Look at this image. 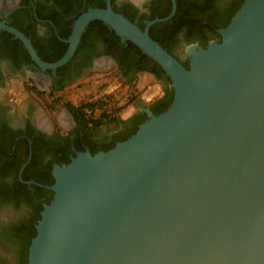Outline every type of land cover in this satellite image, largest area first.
Returning a JSON list of instances; mask_svg holds the SVG:
<instances>
[{
    "label": "water",
    "instance_id": "1",
    "mask_svg": "<svg viewBox=\"0 0 264 264\" xmlns=\"http://www.w3.org/2000/svg\"><path fill=\"white\" fill-rule=\"evenodd\" d=\"M176 7L141 28L107 0L77 18L55 62L0 21L38 65L57 69L101 20L159 63L174 88L171 105L147 109L127 139L56 165L28 264H264V0H245L220 41L189 45V67L150 34ZM52 212L59 231L48 233Z\"/></svg>",
    "mask_w": 264,
    "mask_h": 264
},
{
    "label": "flooded vegetation",
    "instance_id": "2",
    "mask_svg": "<svg viewBox=\"0 0 264 264\" xmlns=\"http://www.w3.org/2000/svg\"><path fill=\"white\" fill-rule=\"evenodd\" d=\"M207 1L218 7V12L212 11L215 18L219 19L222 16L220 10L233 0H194L200 4ZM111 5L116 12L130 15L133 22L139 26L144 24V27L148 21L167 18L173 11V0H111ZM176 5V11L170 18L157 21L151 27L158 25L156 31L161 34L170 32L166 24L161 23H166L175 16L178 0ZM106 6L107 0H0V21L8 20L11 25L19 24L32 34L29 38L42 53L54 56L59 51L55 38L69 47L68 40L77 18L90 8ZM222 28L224 27L215 28L218 35L209 40L207 45L212 40L222 39ZM68 30L70 34L67 38L61 36V32ZM2 31L4 30H0ZM188 32V29L183 27L175 34L173 53L182 62L187 61L189 66L187 47L192 44L206 46L199 41H189ZM114 34L119 39L114 37ZM11 39L15 42L19 40L14 36ZM120 43L124 45L121 46ZM22 45L24 46L23 42ZM127 47V41L107 24L94 20L85 28L74 56L57 69L41 67L28 51L30 60L23 56L12 59L0 54V179L5 180V187L14 189L23 184L32 193H36V197L49 190L53 198L54 192L49 186L54 183L50 184L48 179L43 182L41 179L51 175L55 182L56 165L66 164L65 162L72 160L78 152L92 153V150L99 146L109 145L119 134L125 135L140 126L139 122L144 114L149 117L147 109L154 113L153 107L160 105L159 101L167 97V85L163 78L152 72L151 68L155 64L128 54ZM180 48H184L185 57L177 52ZM122 62L124 66L120 64ZM114 71L125 83L137 78L141 73L150 74L164 85V89L157 98L140 103L133 113L121 117L123 122L104 125L90 132L76 120L70 105H65L64 109L51 116L49 104L41 101L42 95H52L79 79L89 78L96 73L112 74ZM14 79L22 81L23 90L27 93L25 100L20 103L11 96ZM115 141L117 144L120 139ZM99 151L102 149L97 152ZM26 174L29 177H26ZM45 203L42 202L43 208ZM27 212L28 207L25 204L19 207L13 202L0 203V232L4 226ZM0 244L10 245L2 237ZM13 258L0 253V264H7L5 261L12 264Z\"/></svg>",
    "mask_w": 264,
    "mask_h": 264
},
{
    "label": "trees",
    "instance_id": "3",
    "mask_svg": "<svg viewBox=\"0 0 264 264\" xmlns=\"http://www.w3.org/2000/svg\"><path fill=\"white\" fill-rule=\"evenodd\" d=\"M244 1L245 0H233L226 3L225 7L220 10V14L222 15L221 18L216 19L212 10L218 12V7L214 4H209V1L200 4V2L196 3L194 0H178V9L175 16L166 23H161L164 25L166 24V26L170 29V32L162 34L158 33L156 31L158 25H153L150 29V34L172 54H174L173 48L175 34L183 27H186L189 31V41H199L202 45L207 46L208 41L218 35L215 28L226 27ZM126 15L132 20L130 15ZM12 25L23 31L28 37L32 36L29 31L23 29L19 24L13 23ZM140 27L144 28V24H140ZM69 34L70 30L61 32V36L64 38H67ZM12 37L13 35L6 31L0 32V54L10 56L12 59H18L19 56H23L30 60V55L22 45V42L20 40H18V42L12 41ZM114 37L119 39V37L115 34ZM55 40L58 42L59 51L54 56H48L42 53V51L39 50L33 42L43 60L48 62L56 61L60 59L66 52L68 44L63 43L57 38H55ZM127 43L128 47L126 50L128 51V54L138 57L141 61L146 60L155 64V66L151 68L152 72H155L157 76L163 78L165 84L167 85V97L159 101L160 105H155L153 107L154 113L158 115L164 112L171 105L174 99V88L171 86V78L161 67V65L148 55L144 54L140 47H138L132 41H127ZM120 44L121 46L124 45L122 43ZM120 64L124 66V62ZM183 64L186 67H189L187 61L183 62ZM68 105H70L71 110L74 112L76 120L79 121L89 132L92 129L98 130L104 125H109L114 122L120 123L124 121L119 115L112 117V115L107 113L106 110L102 111V113H100L98 116H94V111L98 109H96V105L93 102L85 103L80 106L69 103ZM148 118L149 117L144 114L142 120H140L139 123L142 124ZM138 128L139 126H136V128L125 135L119 134L115 137V139L112 140V143L103 147L99 146L98 148L93 149L92 153H96L100 148L102 150H109L113 148L116 145L115 140L120 139V141H123L127 139L133 135L138 130ZM70 161L71 160L68 159L65 163L67 164ZM26 177H29V175L26 174ZM47 179L50 184L54 183V179L51 177V175L45 179H41V181L44 182ZM4 181L5 180L0 179V203L13 202L19 207L21 204H25L28 207V212L26 215H21L17 220L9 223L7 226H4L0 232V237L5 239L15 252V256L13 258L14 262L12 264H28L29 247L33 237H35L37 233L36 224L40 219L41 211L43 210L42 202L49 203L52 199V194L51 191L45 190L41 196L36 197L37 194L32 193L25 185L22 184L21 187L18 186L14 189L10 187L7 188L5 187ZM4 263L11 264L7 261Z\"/></svg>",
    "mask_w": 264,
    "mask_h": 264
},
{
    "label": "rangeland",
    "instance_id": "4",
    "mask_svg": "<svg viewBox=\"0 0 264 264\" xmlns=\"http://www.w3.org/2000/svg\"><path fill=\"white\" fill-rule=\"evenodd\" d=\"M177 52L183 57L186 56L184 48L178 49ZM116 74V71L112 74L96 73L89 78L79 79L52 95H42L41 101L49 104L51 116L64 109L68 103L80 106L93 102L98 109L94 111V116H98L106 110L112 117L116 115L127 117L137 109L140 103L152 101L161 95L164 89V85L160 81L147 73H141L137 78L127 83L123 82ZM12 84L11 96L20 103L27 96L23 90L22 81L14 79ZM0 253L8 257L15 256L10 245L0 244Z\"/></svg>",
    "mask_w": 264,
    "mask_h": 264
},
{
    "label": "bare ground",
    "instance_id": "5",
    "mask_svg": "<svg viewBox=\"0 0 264 264\" xmlns=\"http://www.w3.org/2000/svg\"><path fill=\"white\" fill-rule=\"evenodd\" d=\"M71 205L67 206L64 210H62V213L58 214L61 218H62V222L65 221L66 219V216L68 214V211H69V208H70ZM58 215H57V212H52L49 216V220H48V224L45 228L46 232H57L59 231V229L55 227V223L58 222ZM54 218V219H53Z\"/></svg>",
    "mask_w": 264,
    "mask_h": 264
}]
</instances>
